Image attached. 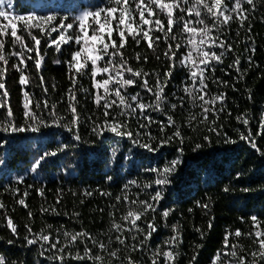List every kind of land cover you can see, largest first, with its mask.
Here are the masks:
<instances>
[{"label": "trees", "instance_id": "1", "mask_svg": "<svg viewBox=\"0 0 264 264\" xmlns=\"http://www.w3.org/2000/svg\"><path fill=\"white\" fill-rule=\"evenodd\" d=\"M254 3V9L247 6L249 11L246 15L249 18L243 27L234 20L212 32L214 37L226 39L233 51L225 54L222 64L214 62L215 71L206 73L209 94L224 95L223 104L218 101L215 105L217 109L223 107L224 111L219 112L218 116L210 112L207 121H203L199 103L193 106L186 96L184 107H180L178 97L184 96L182 87L188 82L187 70L178 60L169 61L163 56L166 50L163 40L153 52L144 41L137 46L131 37L128 38V44L122 51L134 69L150 73V86H155L157 76L164 81L166 78L163 74L170 70V65H175L164 90L168 97L164 107L176 121L175 126H167L165 112L152 109L145 115L151 116L154 123L144 128L140 125L147 124V121L139 111L135 115L119 117L127 122L126 131H131L134 136L136 133L142 134L136 137L141 142H149L143 134L151 132L155 138L151 141L156 149L154 152L134 145L127 136L118 137L108 131L103 132V135L92 132L94 122L102 124L105 117L103 108H98L94 103L95 89L91 87L89 75L77 78L75 103L79 123L71 125L72 113L68 108L67 93L72 82L67 62L71 59L70 54L78 50L74 43L62 45L58 52L54 45L47 46L58 33H53L51 37L38 35L43 63L37 73L34 63L27 62L28 68L24 74L29 77L30 83L26 87L19 84L20 73L11 67L16 63V58L10 59L3 80L8 96L0 99L10 105L13 122L24 126L23 92L28 91L34 103H41L39 109L33 105V111L43 123L40 131L35 133L8 134L0 130V139L7 141L0 147V203L4 205L0 209V258L6 260L7 264H61V261L53 259L54 255L60 253L49 249L47 244L41 247L42 242L28 245L26 238L33 239L35 234L51 233L53 241L59 236L63 245L67 243L63 232L68 231L87 232L105 243L111 237L109 249L120 248L122 260L100 253L105 255L106 264L108 260L112 264H126L123 258L128 256L135 264H151L156 249L167 250L166 242L173 235L178 237L174 245V251L178 254L175 264H192L193 256L194 264H212L216 253L223 249L227 233H234L236 229L243 233L252 231L250 218L253 215L264 221V0H254ZM106 4L107 0H13L12 8L8 9L5 5L4 9L16 15L35 13L56 15L58 19L68 17V22H71L78 9L94 11ZM34 34L38 33L34 31ZM176 34L178 39L171 41L173 45L184 42L182 34ZM113 39L119 43L115 33ZM26 41L31 47L32 42L27 36ZM6 50H13L10 43L6 45ZM186 50L187 45L180 52ZM137 53L141 54L140 62L135 59ZM32 55L35 57V52ZM145 55L148 57L146 63L143 61ZM157 55L160 59L156 58ZM237 58L240 60V72L236 71L235 66L230 67ZM58 60L61 63H57ZM41 75L47 93L40 86ZM97 79L102 77L97 76ZM124 92L128 96L139 93L143 102L154 103V97L139 83L127 87ZM44 100L49 103L47 109L43 108ZM171 103L178 105L175 111L169 107ZM53 104L54 116L50 115ZM110 111L116 115L119 109L113 107ZM5 116L6 109L0 108V122L4 121ZM192 116L196 118L191 119ZM237 117L247 119L248 123H242ZM161 123L165 125L163 132L160 131ZM68 127L73 130L69 131ZM176 127L181 130L183 142L173 137L169 142L161 143L173 136ZM212 128L216 131H211ZM77 134L80 140L74 138ZM241 134L249 136L256 147L249 140L241 139ZM198 144L200 147L197 149ZM180 148L183 149L182 155L178 151ZM53 152L55 155L46 156L36 171H31L41 155ZM176 158L182 162L168 176L169 183L156 185L154 181L160 177L150 169L162 170ZM18 177H23L22 183L18 182ZM133 180L136 181L135 185L129 183ZM146 184L151 187L145 188ZM125 185H128L127 189ZM225 188L229 190L224 191ZM38 189H43V195L39 194ZM156 191L161 192L158 202L151 199ZM25 192L28 193L27 197L24 196ZM86 192L92 195H86ZM125 194L129 200H147L156 209L154 212L148 211L137 222L143 232L124 233L127 237L126 246L118 245L116 233L110 231L113 219L123 223L120 217L129 207H139L125 204ZM118 196L121 197L120 203L116 200ZM19 199H25L28 207L21 206L17 202ZM205 204L207 208L202 207ZM165 210H169L166 218L162 215ZM29 212L32 213L31 217ZM7 218H11L16 226V235L7 227ZM148 223H152L156 230L149 239H145L149 231ZM26 225L31 227V233ZM174 227L177 228L175 233ZM232 243H239L245 254L256 249L252 238L248 236H231L229 244ZM133 244L138 245L139 250L133 251ZM86 246L92 247L93 253H99V249L92 246L90 241H78L66 249L63 264H93V261L75 260L67 255V252L83 255ZM159 259L160 264H163L162 258ZM248 259H251L250 255Z\"/></svg>", "mask_w": 264, "mask_h": 264}, {"label": "snow or ice", "instance_id": "2", "mask_svg": "<svg viewBox=\"0 0 264 264\" xmlns=\"http://www.w3.org/2000/svg\"><path fill=\"white\" fill-rule=\"evenodd\" d=\"M7 5L8 9L13 6V0H0V97L6 98L8 92L3 82L9 67V61L13 57L16 58V63H13L11 67L15 71L20 73L19 84L27 86L30 83V79L24 73L28 68V61L34 63L37 73L41 69L43 63V57L41 56L40 44L41 39L38 35H46L51 37L53 33H58L55 39H51L48 43V47L55 46L56 51H61L62 45L74 43L78 46V50L72 52L71 59L68 61L69 79L72 82V87L68 89V108L72 113L71 125L76 126L79 123V114L76 108V84L77 78L82 75H89L92 84V89H95L93 97L95 105L103 108V116L105 117L102 124H96L92 128V132L98 135H103V132L108 131L114 135L127 136L132 140V143L136 146L146 149L149 152H154L151 141L155 138L152 137L151 132L144 133L149 142H141L136 137L141 136V133L133 135L131 131H126L128 125L126 121H122L119 117L135 115L139 111L143 116L147 124H141L140 127L144 128L154 123L151 116L145 115V113L152 109L154 111L165 112L167 116V126L172 127L176 125V121L172 115H168L164 105L168 102V97L165 95L164 90L166 82L172 76L171 69L175 65H170V70L163 75L166 78L162 81L157 76L155 86L149 85L150 73L143 71V69H134L126 57L123 49L128 44V38L134 41L139 46L141 41L147 44V48L156 51L158 45L163 40L166 45V50L163 52V56L169 60H178L180 65L187 70V81L183 84L182 92L184 96L178 97L180 107H184L185 96L189 102L195 106L199 103V107L202 111L203 121L208 120V114L211 112L214 116H218L219 112L224 111L223 107L217 109L216 103L219 101L223 104L224 95L211 96L208 89V76L206 73L215 71V63H223V57L226 53L233 51L232 45L226 39H220L214 37L212 32L219 30L221 26H227L231 22L238 21L239 26L243 27L244 22L249 18L246 13L249 11L247 6L255 8L254 0H107V4L104 7H100L94 11H84L80 15L76 16L71 22L68 17L59 18L56 15H37L30 13L28 15H16L8 10L4 9ZM163 17L164 19H162ZM250 30V29H249ZM36 31L38 34H34ZM119 37V43L113 39V34ZM159 33V35H156ZM176 33L182 34L184 42H177L175 45L171 41H177L178 37ZM26 34V35H25ZM26 36L30 38L32 46L30 47L26 41ZM10 38V39H9ZM10 43L13 50L7 51L6 45ZM187 45L185 52H180V49ZM213 49H220L219 52ZM255 51V49H252ZM35 52V57L32 53ZM157 59L160 56L157 55ZM137 62L141 60V54L137 53L135 56ZM148 57L145 55L143 61L146 63ZM61 63V61H56ZM240 60L235 59L233 65L236 71L240 72L239 68ZM89 65L91 66L89 68ZM126 74L127 77H126ZM97 76H101L102 79H97ZM40 86L44 85L43 76H39ZM142 87L147 93H150L154 97V103H146L140 99V94L136 93L131 96L125 94L124 89L129 86L137 85ZM226 83V82H221ZM47 87H43V92L47 93ZM85 91H88L85 89ZM23 109L25 117V125L19 126L12 120L13 112L10 105L6 104L0 99V108L6 109V116L3 122H0V130L5 133H24V132H39L42 120L33 111V105L35 108H41V103L36 101L34 103L33 98L28 91L23 92ZM176 103H171L169 107L172 111L177 109ZM47 100L43 101V108H49ZM113 107L119 109L116 115H112L111 109ZM52 111L50 115H55V105H51ZM111 117V119H109ZM192 116L191 119H195ZM242 123L247 124L248 120L242 117H237ZM31 121L32 123H27ZM215 123V121H213ZM67 127V126H66ZM264 127V124H262ZM165 125L161 123L160 131L163 132ZM69 131H72V127H68ZM216 131L215 128L210 129ZM173 137L179 138L181 143L183 137L181 130L176 127L172 137H168L167 140L161 141V143L169 142ZM76 140H80V136L77 134L74 137ZM207 139V137H205ZM241 139L249 140L252 146L255 148L256 144L250 140L249 136L241 134ZM233 142L234 141H226ZM7 143L6 140L0 139V147ZM200 145H196L198 149ZM178 151L183 153V149ZM48 155H55V153H44L33 164L31 171L35 172L40 166L41 162ZM180 158H176L170 161L168 165H165L162 170L150 169V171L157 172L160 178H157L154 183L156 185H165L169 183L168 176L175 172L177 166L181 163ZM109 179H111L109 177ZM18 182H23V177H18ZM130 184L135 185L136 181H130ZM32 187V185H29ZM125 189L128 185L124 186ZM145 188L151 187V185H144ZM225 188L224 191H228ZM249 189H243L248 191ZM15 191H19L16 189ZM40 195H43V189L37 190ZM86 195H92L91 192H86ZM28 193L25 192L24 196L27 197ZM101 195H109L108 193H101ZM153 201H159L161 199V192L156 191L155 195L151 197ZM117 203L121 202V197L116 198ZM21 206L27 208L25 199H19L17 201ZM59 199L57 203H59ZM123 202L130 205H138L139 207H129L125 214L120 217L123 223L117 222L113 219L110 231L116 233L115 241L118 245H125L127 237L124 233L127 232H143L138 225V221L142 220L148 211H155L153 203H149L147 200L133 199L129 200L127 194L123 197ZM207 208L208 205H202ZM3 203H0V209H3ZM47 212L48 209H43ZM55 211V209H53ZM59 214V213H57ZM163 217L169 215V210H165L162 213ZM32 213L29 212V217ZM252 231L243 233L240 229H236L234 233H227L223 240V249L218 251L212 261V264H264V221H261L256 215L251 216ZM7 227L11 229L13 235L17 234V228L13 224L11 218H7ZM127 225V227H125ZM29 233L32 232L31 227L25 226ZM51 227L50 225L48 226ZM149 231L145 234V239H149L152 233L156 230L152 223L147 225ZM211 227V224H209ZM59 231V230H58ZM173 232H177V228H173ZM235 236L240 238L242 236H248L252 238V243L256 245V249L250 253L245 254V250L239 243L229 244V238ZM63 237L67 240L66 244L61 245L60 237L57 236L55 241L49 234H35V238L27 239L28 245H34L38 242L41 243V247L47 244L49 249L55 250L60 255H54L53 259L63 261L65 259V252L69 246L75 245L79 242L90 241L92 246L99 249V253H93L92 247H85L84 254L81 255L77 252L73 255L71 252H67V255L75 260H90L93 264H106L105 255L107 257L122 260L119 253L120 248L110 250L109 245L112 243L111 237L108 242L99 240L93 237L87 232H75L70 233L68 231L63 232ZM136 239L135 236L132 237ZM177 235H173L169 241L166 242L167 250H161L157 248L153 253L151 264H160L162 258L163 264H175L177 259V253L174 251V245L177 242ZM12 241H9L11 243ZM133 251L139 250V246L133 244L131 246ZM43 254V253H42ZM250 255L251 259H248ZM126 264H135L131 256L126 258ZM195 256L192 258V264H194ZM0 264H7L6 260L0 258ZM107 264H112L111 260L107 261Z\"/></svg>", "mask_w": 264, "mask_h": 264}, {"label": "rangeland", "instance_id": "3", "mask_svg": "<svg viewBox=\"0 0 264 264\" xmlns=\"http://www.w3.org/2000/svg\"><path fill=\"white\" fill-rule=\"evenodd\" d=\"M84 11H88V10L86 8L78 9L77 12H76V16L80 15Z\"/></svg>", "mask_w": 264, "mask_h": 264}]
</instances>
